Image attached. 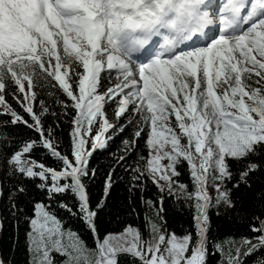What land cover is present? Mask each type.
Returning a JSON list of instances; mask_svg holds the SVG:
<instances>
[{
  "label": "snow or ice",
  "instance_id": "obj_1",
  "mask_svg": "<svg viewBox=\"0 0 264 264\" xmlns=\"http://www.w3.org/2000/svg\"><path fill=\"white\" fill-rule=\"evenodd\" d=\"M117 138L94 200V157ZM0 169L13 215L25 182L44 197L25 215L28 264H264V214L223 241L211 220L264 174V0H0ZM125 175L137 223L102 233ZM169 199L192 212L181 234Z\"/></svg>",
  "mask_w": 264,
  "mask_h": 264
},
{
  "label": "trees",
  "instance_id": "obj_2",
  "mask_svg": "<svg viewBox=\"0 0 264 264\" xmlns=\"http://www.w3.org/2000/svg\"><path fill=\"white\" fill-rule=\"evenodd\" d=\"M40 98H43L49 104L53 100V97L47 95H43ZM109 116L111 117V112H109ZM69 133V126L67 124L62 125V131H60L59 136L61 147L64 150H67L70 142ZM16 135L18 138H35V133L21 125L16 126ZM124 147L120 139L117 138L115 142L110 143V148L107 151L94 157L93 167L98 170L99 177L91 188V194L94 200L102 195V180L109 165L113 163V153L120 154ZM38 156L45 163H54L42 151L38 152ZM117 175L119 176L120 173H117ZM182 179L187 180L186 174ZM0 181H3L5 184V196L0 197V223L3 225L2 229H0V257L6 261V264H28V253L25 250V234L28 230V225L25 215H32L33 202L42 200L44 197L32 184L25 182L28 187V192L19 195L15 200L17 207L22 209V211H17L13 215L12 205L7 195L8 189L11 188V183L4 176L2 169H0ZM129 185L130 181L126 175L123 180H116L108 210L101 218L102 233H118L125 223L136 225V220L127 215ZM261 189H264V174L257 175L253 178L251 188H241L240 191L234 192L233 198L236 201V207L234 209L221 207L219 215L216 214V209L212 210V235L214 238L218 241H223L229 238L239 239L243 236L252 235L249 231V226L253 216L264 214V200L259 198ZM147 195L154 196L155 189L150 187ZM68 203H71L70 199ZM165 206L167 209L166 219L171 230L177 234H181L192 226V212L186 206L175 203L171 199L166 201ZM57 211L59 215H65L62 210L58 209ZM73 227L80 231L84 239L91 244V237L82 225L73 223ZM258 259V255L253 256L246 261V264H256ZM212 264H216L215 259H213Z\"/></svg>",
  "mask_w": 264,
  "mask_h": 264
},
{
  "label": "rangeland",
  "instance_id": "obj_3",
  "mask_svg": "<svg viewBox=\"0 0 264 264\" xmlns=\"http://www.w3.org/2000/svg\"><path fill=\"white\" fill-rule=\"evenodd\" d=\"M113 122H116V121H113ZM120 232H118V233H114V234H119Z\"/></svg>",
  "mask_w": 264,
  "mask_h": 264
}]
</instances>
